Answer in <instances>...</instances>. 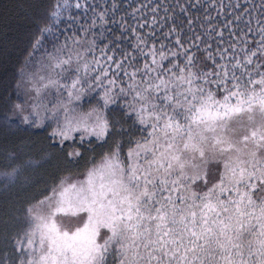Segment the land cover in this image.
Wrapping results in <instances>:
<instances>
[{
	"label": "snow or ice",
	"instance_id": "6c2138e0",
	"mask_svg": "<svg viewBox=\"0 0 264 264\" xmlns=\"http://www.w3.org/2000/svg\"><path fill=\"white\" fill-rule=\"evenodd\" d=\"M31 8L0 97V264H264V0ZM29 129L69 170L20 204L47 182L8 139Z\"/></svg>",
	"mask_w": 264,
	"mask_h": 264
},
{
	"label": "trees",
	"instance_id": "16d2710c",
	"mask_svg": "<svg viewBox=\"0 0 264 264\" xmlns=\"http://www.w3.org/2000/svg\"><path fill=\"white\" fill-rule=\"evenodd\" d=\"M35 0H0V97L7 91L15 97V87L19 81L21 69H26V52L30 41V13ZM4 119V110L0 106V124ZM9 141L27 144L31 147V155L40 161L41 172L46 175L47 182L39 188L25 194L24 200L30 199L49 184L54 182L57 174H68V166L59 157V150L48 147L47 133L43 129H29L28 132H16L8 137ZM5 137L0 133V160L3 158ZM41 153H45L41 156ZM85 161L84 163H86ZM83 169V164L71 168L72 174Z\"/></svg>",
	"mask_w": 264,
	"mask_h": 264
},
{
	"label": "rangeland",
	"instance_id": "374dc122",
	"mask_svg": "<svg viewBox=\"0 0 264 264\" xmlns=\"http://www.w3.org/2000/svg\"><path fill=\"white\" fill-rule=\"evenodd\" d=\"M27 70H28V67L25 69V71H27ZM64 219L65 220H68V221H72V220H75L76 217H73L72 214H71V210H69L68 213H67V215L64 216Z\"/></svg>",
	"mask_w": 264,
	"mask_h": 264
}]
</instances>
